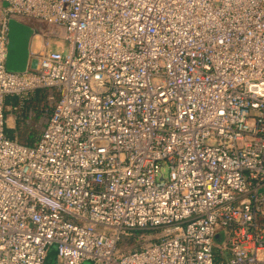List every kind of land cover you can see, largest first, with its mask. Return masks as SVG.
Masks as SVG:
<instances>
[{"label": "built area", "instance_id": "obj_1", "mask_svg": "<svg viewBox=\"0 0 264 264\" xmlns=\"http://www.w3.org/2000/svg\"><path fill=\"white\" fill-rule=\"evenodd\" d=\"M11 19L49 30L21 71ZM37 89L26 145L5 98ZM52 243L53 264H264V0H0V264Z\"/></svg>", "mask_w": 264, "mask_h": 264}, {"label": "rangeland", "instance_id": "obj_2", "mask_svg": "<svg viewBox=\"0 0 264 264\" xmlns=\"http://www.w3.org/2000/svg\"><path fill=\"white\" fill-rule=\"evenodd\" d=\"M20 22L35 30L40 29L42 31L43 36L48 38L46 36L49 34L48 27L42 22L32 19H24ZM49 49H64L65 51L66 45L62 44V42L57 38H51L49 43ZM43 103L45 106H48V108H50L49 104H47L45 100L43 101ZM19 105H21V108L19 107ZM16 106H18L16 110L12 109L13 106L11 104H9L6 108L5 111L6 127L9 125L15 127L16 124H19L20 128H24L25 130L28 131L29 130L33 131L36 137L37 134L42 129L49 111L46 109L43 111L36 110L35 109L36 105L34 104V102L32 103L31 101L28 100L20 104V102H18V100L16 99ZM14 137L20 141L19 137L16 136L15 133H14ZM216 241L221 242L222 237L221 236L218 237ZM56 249H57L56 243H52L51 245L48 246L47 254L45 257L46 264L54 263L55 261L54 259L56 257ZM81 264H92V262L90 260H84Z\"/></svg>", "mask_w": 264, "mask_h": 264}, {"label": "water", "instance_id": "obj_3", "mask_svg": "<svg viewBox=\"0 0 264 264\" xmlns=\"http://www.w3.org/2000/svg\"><path fill=\"white\" fill-rule=\"evenodd\" d=\"M8 26L6 68L21 71L27 65L31 29L15 19H11Z\"/></svg>", "mask_w": 264, "mask_h": 264}, {"label": "trees", "instance_id": "obj_4", "mask_svg": "<svg viewBox=\"0 0 264 264\" xmlns=\"http://www.w3.org/2000/svg\"><path fill=\"white\" fill-rule=\"evenodd\" d=\"M44 97H45L44 90L43 89H37L33 93L32 97L30 99H28V101H31L32 103L34 102V104L36 105L35 106L36 110L43 111L46 109V110L50 111V108H48V106H45L43 103ZM9 104H11L12 106H15L16 105V98L10 97V96L6 97L5 98V105H9ZM5 111H6V109L4 110V113H5ZM4 130H5V134L11 138L14 137V133H15V135L19 137L20 142L23 144H26V145H32L36 140V137H35L33 131H31V130L28 131V130H25L24 128H20L19 124H16L15 127H13V128H8L5 126Z\"/></svg>", "mask_w": 264, "mask_h": 264}, {"label": "crops", "instance_id": "obj_5", "mask_svg": "<svg viewBox=\"0 0 264 264\" xmlns=\"http://www.w3.org/2000/svg\"><path fill=\"white\" fill-rule=\"evenodd\" d=\"M8 128H13V126H11V125H9V126H7Z\"/></svg>", "mask_w": 264, "mask_h": 264}]
</instances>
